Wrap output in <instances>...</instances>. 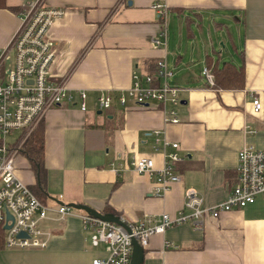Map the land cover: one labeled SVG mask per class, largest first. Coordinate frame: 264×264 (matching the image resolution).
<instances>
[{
  "label": "crops",
  "instance_id": "crops-1",
  "mask_svg": "<svg viewBox=\"0 0 264 264\" xmlns=\"http://www.w3.org/2000/svg\"><path fill=\"white\" fill-rule=\"evenodd\" d=\"M30 1L36 0H0V49L18 28V9ZM39 1L64 12L49 31L56 51L52 73L56 79L65 78L71 92H86V110L80 111L76 100L45 114L41 172L34 171L20 151L14 159L18 180L54 210L71 203L102 214L111 209L127 223L163 213L177 217L189 189L207 206L225 201L236 184L238 152L251 145L264 154V109L255 113L251 105L256 94L264 99V0ZM155 2L167 8L164 47L152 44L161 29L151 9ZM225 12L232 15L231 26ZM205 17L214 32L207 33L210 44L201 43L199 58L194 51L200 36L205 40ZM169 29L176 34L170 36ZM212 38L227 42L237 65L243 62V89L206 87L201 71L207 56L228 62L215 50ZM159 60L173 73L170 83L182 89L176 108L179 122L164 123L155 103L147 108L115 104L101 121L97 96L128 89L132 75L149 74ZM164 142L177 143L178 149L164 148ZM171 152L181 159L174 167L180 180L157 197L156 176L133 173L127 162L147 155L160 169L164 153ZM114 161L118 173L110 168ZM83 213L74 210L62 218L50 213L41 223L49 233L46 247L5 248L0 264H91L105 258L106 247H93L91 232L83 229ZM142 264H264V196L216 219L204 218L201 231L184 223L153 235Z\"/></svg>",
  "mask_w": 264,
  "mask_h": 264
},
{
  "label": "built area",
  "instance_id": "built-area-1",
  "mask_svg": "<svg viewBox=\"0 0 264 264\" xmlns=\"http://www.w3.org/2000/svg\"><path fill=\"white\" fill-rule=\"evenodd\" d=\"M151 9L161 28L158 36L152 39V44L164 47L167 36L166 5L155 2ZM63 14L62 10L48 8L39 0L28 2L18 12L17 30L6 47L0 49V227L9 226L4 231L6 249H44L49 233L42 230L41 223L49 219L50 213L62 218L71 216L73 211L64 206L55 210L45 206L14 174L15 156L50 109L77 100L80 111L86 110V92H71L66 79H56L52 73L56 51L49 31L54 21ZM10 54H13V62L7 65ZM172 76L165 61L159 60L153 74L132 75L128 89L118 93L101 92L96 98L97 108L103 113L115 104L124 108L129 105L147 108L150 103H155L163 115V122L176 124L179 122L176 108L180 104L182 89L170 83ZM201 76L206 87L214 89V77L207 67L202 69ZM251 105L253 112L257 113L264 109V99L256 94L251 98ZM154 133L156 136L160 134L158 131ZM13 135L17 138L8 144L6 138ZM163 147H170L173 151L178 149L177 143L164 142ZM120 159L123 157L117 156L116 160ZM180 160L176 152L164 153V164L156 169L150 156L140 155L132 157L127 167L136 174L155 175L154 194L160 197L171 184L179 182L174 167ZM110 168L115 173L119 172L115 161ZM235 172L236 184L222 203L207 206L203 197L189 189L185 191L183 209L177 217L171 218L163 213L159 217H144L133 223L120 218L129 232L117 224L85 213L79 215L83 229L91 232V245L106 247V257L94 259L91 264H130L132 240L145 249L150 237L161 235L172 226L190 223L195 230L201 231L204 218L216 219L224 213L253 204L258 196H264V154L260 150L245 145L238 152ZM6 214L12 217V221H7ZM21 233L27 237H20Z\"/></svg>",
  "mask_w": 264,
  "mask_h": 264
},
{
  "label": "trees",
  "instance_id": "trees-1",
  "mask_svg": "<svg viewBox=\"0 0 264 264\" xmlns=\"http://www.w3.org/2000/svg\"><path fill=\"white\" fill-rule=\"evenodd\" d=\"M18 10L20 11V9ZM155 64L153 66V70L149 74L154 73ZM205 64L214 77L215 89L239 90L244 88L243 62L239 65H235L230 61L220 64L219 60H213L210 56H207ZM43 151H44V128H43V124L40 123L25 140L23 147L21 149L23 155H25L26 158L30 161L32 165V169L38 172L39 174L42 169ZM234 175L236 179V172H234ZM35 196L38 198L36 194ZM106 212H107L106 214H112L118 216V214L111 209H107ZM4 237H5V233L0 227V252L5 249Z\"/></svg>",
  "mask_w": 264,
  "mask_h": 264
},
{
  "label": "rangeland",
  "instance_id": "rangeland-1",
  "mask_svg": "<svg viewBox=\"0 0 264 264\" xmlns=\"http://www.w3.org/2000/svg\"><path fill=\"white\" fill-rule=\"evenodd\" d=\"M225 15L229 18V25H227V26H231L233 23H232V15H231V13H226L225 12ZM170 17V16H169ZM174 18V20H175V17H173ZM231 30H232V28H230ZM170 30V32H172V33H170V36L172 35H175L176 34V32H175V29H169ZM201 32L203 33V36H204V38H205V40H203L202 39V37L200 36V40H198L197 41V43H196V45H195V51H194V53H195V56H198L199 58H200V55H198V53H202L203 51L202 50H200V46H201V43L203 42V41H207V44L209 43L210 44V38L209 37H207V33L208 32H210V33H212V32H214V30H213V27H212V23L210 22V21H208V18L207 17H205V20H204V22L202 23V27H201ZM187 33V31H185V27H184V29H183V37H184V39L186 40V34ZM212 41H213V43H214V47H215V50L217 51V52H221V54H223L222 56L223 57H225V58H223V61H230L231 62V60H234V62H233V64H235V65H237V57L235 56V55H233L232 53H231V50H230V48H229V46H228V44H227V42H225L224 40H221V41H219L218 42V40H217V38H212ZM184 46H186V45H184ZM184 48H186V47H184ZM224 48V49H223ZM207 49V48H206ZM208 51V50H207ZM228 53V55L227 54H225V53ZM232 57L234 58V59H232ZM227 58V59H226ZM13 62V54H10L9 55V58L7 59V65H10L11 63ZM236 62V63H235ZM89 104H93V102H92V98H89ZM95 112V111H94ZM108 113V111H105V112H103L102 113V115L101 116H99L98 118L99 119H101V121H103V118L105 117V115ZM17 138V136L16 135H13L12 137H7L6 138V142L8 143V144H10V143H12L15 139ZM73 210V209H72ZM74 211V210H73Z\"/></svg>",
  "mask_w": 264,
  "mask_h": 264
},
{
  "label": "water",
  "instance_id": "water-1",
  "mask_svg": "<svg viewBox=\"0 0 264 264\" xmlns=\"http://www.w3.org/2000/svg\"><path fill=\"white\" fill-rule=\"evenodd\" d=\"M128 6H131V2H128ZM97 114L100 115L101 113L98 112ZM66 207L71 208V209L76 210V211H82L85 214H87L93 218H96V219H99V220H102L105 222L117 224V225L123 227L127 232H129V228L127 227V225L124 224L120 220V217H118V216H115L112 214H102V213L95 211L94 209L87 207L85 205H82V204H72L71 203V204L66 205ZM6 219H7V221L8 220L12 221V217H10L8 214H6ZM8 228H9V226L7 224H5L2 227V230L5 231V230H8ZM20 237L25 238L27 236L24 233H21ZM131 243H132V255H131L130 264H142L143 263V256H144V249L137 243L136 240H132Z\"/></svg>",
  "mask_w": 264,
  "mask_h": 264
}]
</instances>
